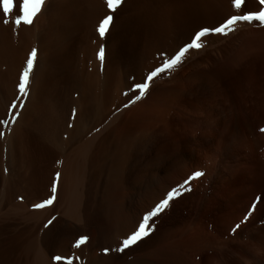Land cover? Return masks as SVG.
<instances>
[{"label":"rangeland","instance_id":"374dc122","mask_svg":"<svg viewBox=\"0 0 264 264\" xmlns=\"http://www.w3.org/2000/svg\"><path fill=\"white\" fill-rule=\"evenodd\" d=\"M255 1L261 7L260 0ZM14 4L16 7L7 17L10 21L7 24L0 9V121L10 120L14 111L10 105L18 106L19 101L21 103L27 98L41 48L42 24L39 21L35 25V22L44 6L30 25L35 26L34 30L27 24L15 25L23 0H14ZM220 7L223 10L229 8L227 5ZM241 9L247 10L248 5L244 3ZM204 18L188 21L190 28L210 21L208 14ZM263 30L264 25L254 21L251 26L222 42L217 53L208 56L204 53L203 65L193 69L183 67L179 71L181 77L178 76V82L170 85L179 95L176 104L161 113L165 124L153 126L155 129L151 126L150 134L146 132L144 137L139 130L132 131L138 136L130 137L132 150L129 149L131 154L124 158L125 163L109 154V150L116 148L117 142L121 141H117L120 136L110 139L102 147L98 146L104 156L97 158L99 153L96 154L93 149H98L93 146L91 153L95 154L79 159L81 167L77 170L79 184L75 197L80 206L81 221L63 228L61 233L66 238L65 244L57 239L51 241L49 252L54 264H66L69 258L73 264H264ZM177 32L169 33L170 37L161 47L163 50L160 48L155 52L144 69L150 65L153 70L151 64L162 62V58L168 59L164 55L181 39L182 34ZM33 49L37 51V57L29 76L28 94L22 97L18 85ZM212 77L223 84L227 95L215 97L211 90L204 91L208 89ZM151 91L149 88L148 94ZM136 102L128 104L131 109L126 107L128 112L124 111L121 119L129 115V109L131 112L140 104ZM107 113L103 123L86 128L81 144H85L95 133H103V128L107 130L113 124L109 132L120 125L121 119H113L115 113ZM72 117L73 114L70 119ZM105 122L110 123L106 124L107 128ZM8 126L0 127V132L4 133L0 136V264H37L38 249L31 244L33 240L30 238L36 234L32 235L33 231L28 233L30 220L27 224L25 212L43 210L31 203L52 195L51 189L59 172L56 199L45 208L53 207V222L61 218L65 204L61 206L63 209L60 208L59 199L63 164L67 158H64L63 149L46 142L36 129L29 128L23 137L26 141L23 142L24 154L27 152L23 163L19 161L21 158L15 159V164L11 163L8 146L4 143ZM147 137L156 138L147 141ZM142 138H146V142ZM140 141L144 143L139 145ZM68 150L72 149L69 147ZM121 162L125 164L121 166L122 170L118 169ZM119 170L124 174L122 172L123 175L118 176L121 173ZM197 171L204 174L190 180ZM186 180L189 183L185 188H190V191L180 187ZM172 189H177L180 195L153 218L154 230L151 234L123 252L116 251L142 216L166 198ZM31 224H34L32 220ZM236 224L240 227L233 232ZM82 236L88 237L87 241L79 248L75 247ZM56 255L65 259L57 263Z\"/></svg>","mask_w":264,"mask_h":264},{"label":"bare ground","instance_id":"6f19581e","mask_svg":"<svg viewBox=\"0 0 264 264\" xmlns=\"http://www.w3.org/2000/svg\"><path fill=\"white\" fill-rule=\"evenodd\" d=\"M46 1L43 12L41 11V15L38 16L35 22L36 25V23L41 21L42 39H40L41 48L40 54H38L39 60L37 70H35L36 74L33 78L34 81L27 98L25 97L26 99L21 100L23 101L21 103L19 101L17 108L14 109L13 112L18 113V117H16L14 124H9V129L4 139V143L5 145L7 144L9 150L8 156L10 157L8 158L14 164L17 158H21L19 161L22 162L24 155L27 153L24 154L23 142L25 138L23 137L25 131L29 128L36 129L46 142L63 149L64 158H67L65 164H63V179L60 189L59 206L62 209L63 207L65 208L61 218L53 222L52 217L55 215H53V207L51 209L49 207L48 209L43 208V210L35 212H25L27 213V224H29L30 220L28 228L30 232L28 233L31 234L33 231L32 235L36 234L32 236L34 239L31 236L30 238L33 240L31 244H34L38 249L37 259L39 261L37 264L39 262L40 264H52L55 262L51 260L52 255L49 252L51 241L53 239H57L59 243L66 241L63 233H61L63 228L70 227L72 223L75 222L74 224H76V222L79 223L81 221L79 220L81 216L80 206L75 197L79 184L77 170L81 167L79 159L90 157L89 155L92 156L95 153H99L96 157L103 155L104 152L100 153L101 149L98 146L102 147L112 139L115 140L117 136H120L117 141H121L117 142V144L119 143L117 147L113 150L108 148V150L111 156H115L118 159L121 158L122 162L125 163L126 159L124 158H127L126 156L129 157V154H131L130 152L128 153L129 149H131L129 146L131 144L130 137L137 134L134 132L133 134L132 131L137 132L139 130L142 137H144V134L146 135V132L150 134L151 126L154 128L160 123H164L161 119L163 110L168 109V107L172 108L176 104L179 95L175 94L176 90L172 89L170 85L174 84L173 82H178L179 71L186 66L193 69L203 65L205 63V59L202 56L204 53H207V56L208 54L217 53L222 42L236 35L241 29L251 26V24L238 23L235 26L236 31L226 37L210 35L205 38L203 41L205 46L202 49L191 50L186 54L183 62L174 70L165 74L161 73V75L155 77L150 82L151 94L147 92L149 96H144L139 102L136 100V104H140L135 108L133 107L131 112L129 106V113H127L129 115L121 119L123 112L127 111L125 104L130 105L135 100V95L130 91V86L134 87L135 83L140 82L150 72V65L144 69L145 66L152 59L154 53L160 51L159 49L165 45L166 39L170 37L169 35L176 33V31L182 34L177 45L173 46L174 48L168 51L169 53L164 55V57L172 56L180 47L189 42L193 34L202 27L218 25L231 15L261 10L255 0H244V3L248 5L247 10H242V6L237 9L233 0H123V3L115 12L107 7L106 0ZM221 5H227L229 8L223 10L220 7ZM206 14H208L209 22L206 20L207 22L203 21L190 28L188 21L191 22L193 18L205 19ZM107 15H112L113 21L109 26V32L104 37H101L98 26ZM30 27L32 28L33 26ZM21 29L24 30L25 26ZM32 33L35 32L32 31ZM25 36L29 39L27 33ZM101 48L104 49L105 53L103 61L99 58ZM161 50L163 49L161 48ZM159 63L154 62L152 65L150 62L151 67L154 68ZM207 88L204 91L211 90L215 97L227 95V92H224L223 84L214 77L210 78ZM125 93L128 94L125 95ZM111 111L115 113V116L112 115L114 120L118 121L121 119L120 123L118 122L120 125L108 132L113 127V124L109 128L106 125L109 122H105L108 129H102L104 135L103 133H95L86 143L84 142L85 144H81L85 136L84 132L87 130L86 128L91 129V127L93 128L98 126L97 124L103 123L107 118V114H109L107 112L111 113ZM71 114H73V117L70 119ZM162 117L164 119V116ZM109 118L111 119V116ZM105 125L103 124V126ZM133 125L138 129H133ZM99 132L102 131L100 130ZM140 132H138L139 135ZM152 138L154 140L156 137ZM152 138L147 137V141ZM141 143L144 142L140 141V144H138L142 145ZM93 146L97 147L98 150L93 149L95 153L93 152L92 154L91 148ZM69 147L72 149L71 151L68 150ZM106 147L104 148L106 149ZM26 151L28 150L26 149ZM122 162L118 169L122 170ZM121 170H119L121 173L118 176L124 174ZM46 198L47 195L45 198L32 202L31 205L43 202ZM62 204L65 205L61 207ZM31 220L34 224H31ZM50 220L52 221L51 224L48 223ZM61 249L60 247L59 250Z\"/></svg>","mask_w":264,"mask_h":264},{"label":"snow or ice","instance_id":"6c2138e0","mask_svg":"<svg viewBox=\"0 0 264 264\" xmlns=\"http://www.w3.org/2000/svg\"><path fill=\"white\" fill-rule=\"evenodd\" d=\"M107 7L111 9L113 12H115L123 3V0H106ZM234 5L237 9H240L241 6L244 4V0H233ZM45 4V0H23L22 6H20V13L15 18V25L19 26L21 23L31 25L33 23L34 17L41 11L42 7ZM261 4V10L255 11V12H247L244 14H235L231 15L230 17L226 18L225 21L221 22L218 25L214 26H205L202 27L200 30L196 31L193 36L190 38L189 42H187L184 46L180 47L177 52H175L172 56L168 57L166 60H162V64L160 66L155 67L153 70H151L147 76L142 79L140 82L135 83L134 87L130 86V91L133 92L135 95V100L133 103L136 102V100L142 99L146 93L148 92L150 88V82L153 81L155 77H157L161 73L165 72H171L174 70L178 65H180L183 62V59L185 58L186 54L190 50H199L202 49L204 45V39L207 38L210 35H221V36H228L231 33H234L236 31L235 26L238 23H249L252 22H259L261 25H264V0H260ZM16 5L14 4V0H0V9H2V12L6 19L4 20V23H9V19L7 17L11 16L13 13L14 8ZM113 21L112 15H107L99 24L98 31L99 35L101 37H104L107 31L109 30V26L111 25ZM104 49L101 48L99 51V58L103 61L104 60ZM37 57V51L33 49L30 53V57L27 60V65L24 68L22 75L20 77L19 81V93L21 96H26L28 94L27 87L29 84V76L30 73L33 70L34 62ZM128 93H125L127 95ZM128 104H125V107H128ZM12 109H16L17 105L12 104L10 105ZM10 116L12 117L11 120H2L0 121V126H3L7 128L9 123H15L16 117H18V113H11ZM264 131V129H262ZM4 133L0 132V136H3ZM204 173L197 171L194 173L192 177H190V180H194L198 177H201ZM60 179V173H56V178L53 183L51 193L52 195L44 200L41 203H37L34 205L37 209H43L46 206L51 205L55 199H56V191H57V183ZM189 183L188 180L184 182V184L180 185L181 188H185V185ZM186 191H190V188H185ZM180 195L177 189H172L167 193L166 198L162 199L158 204L154 206L153 209L149 210L147 214L143 215L141 218V221L138 222L136 228L129 234L123 241H122V247H119L116 249V251L123 252L126 248H128L131 245H135L140 240L148 237L151 234V231L154 230V219L157 217L161 212H163L168 206L170 201L173 200L174 197ZM250 216L251 213H248ZM55 219V217H53ZM49 224L52 223L50 220L48 222ZM47 226V225H46ZM240 227V224H236L235 228L233 229V232H235L236 229ZM88 237L82 236L75 244V247L79 248L82 244H84L87 241ZM107 252L108 249H105ZM62 259H65L61 255H56L55 260L61 261ZM66 264H73L72 259H67Z\"/></svg>","mask_w":264,"mask_h":264}]
</instances>
